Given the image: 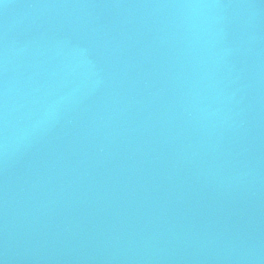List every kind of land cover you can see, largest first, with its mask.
I'll return each mask as SVG.
<instances>
[{
	"label": "water",
	"instance_id": "95a60500",
	"mask_svg": "<svg viewBox=\"0 0 264 264\" xmlns=\"http://www.w3.org/2000/svg\"><path fill=\"white\" fill-rule=\"evenodd\" d=\"M0 264H264V0H0Z\"/></svg>",
	"mask_w": 264,
	"mask_h": 264
}]
</instances>
